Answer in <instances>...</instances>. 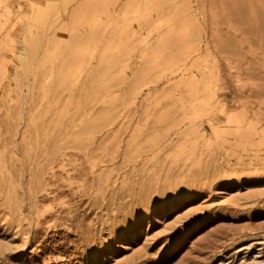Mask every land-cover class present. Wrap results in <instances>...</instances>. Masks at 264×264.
<instances>
[{
	"label": "rangeland",
	"instance_id": "rangeland-1",
	"mask_svg": "<svg viewBox=\"0 0 264 264\" xmlns=\"http://www.w3.org/2000/svg\"><path fill=\"white\" fill-rule=\"evenodd\" d=\"M0 264H264V0H0Z\"/></svg>",
	"mask_w": 264,
	"mask_h": 264
},
{
	"label": "bare ground",
	"instance_id": "bare-ground-1",
	"mask_svg": "<svg viewBox=\"0 0 264 264\" xmlns=\"http://www.w3.org/2000/svg\"><path fill=\"white\" fill-rule=\"evenodd\" d=\"M53 159V160H52ZM50 160H48V163L52 166V168L54 167L55 161L57 158H52Z\"/></svg>",
	"mask_w": 264,
	"mask_h": 264
}]
</instances>
